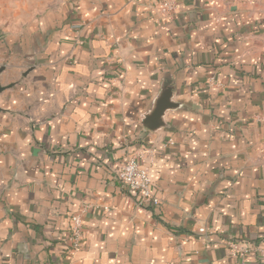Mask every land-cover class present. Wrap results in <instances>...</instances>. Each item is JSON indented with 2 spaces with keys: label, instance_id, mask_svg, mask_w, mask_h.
Wrapping results in <instances>:
<instances>
[{
  "label": "crops",
  "instance_id": "0c3cea01",
  "mask_svg": "<svg viewBox=\"0 0 264 264\" xmlns=\"http://www.w3.org/2000/svg\"><path fill=\"white\" fill-rule=\"evenodd\" d=\"M167 72L182 106L154 132ZM263 142L264 0H56L0 22V264H262L228 242L264 246ZM134 154L157 206L116 179Z\"/></svg>",
  "mask_w": 264,
  "mask_h": 264
},
{
  "label": "built area",
  "instance_id": "2783aa9c",
  "mask_svg": "<svg viewBox=\"0 0 264 264\" xmlns=\"http://www.w3.org/2000/svg\"><path fill=\"white\" fill-rule=\"evenodd\" d=\"M161 15H169L178 7V0H155ZM260 157L264 160V142L262 145ZM116 179L123 189L133 192L139 198L141 206L154 207L159 205L160 199L153 194L150 170L148 167H142L139 164V154L129 157L124 164L116 170ZM88 206L80 212L71 215V229L68 235L69 251L80 248L84 237L83 213ZM199 232H205L200 228ZM230 252L245 257L255 253L262 264H264V246L255 248L239 241L228 242Z\"/></svg>",
  "mask_w": 264,
  "mask_h": 264
},
{
  "label": "water",
  "instance_id": "95a60500",
  "mask_svg": "<svg viewBox=\"0 0 264 264\" xmlns=\"http://www.w3.org/2000/svg\"><path fill=\"white\" fill-rule=\"evenodd\" d=\"M177 91V82L173 75L167 72L164 76L161 89L157 97L153 101L152 108L144 114L141 124L151 130L158 131L167 127L165 115L168 111H173L182 106V103L175 100V92Z\"/></svg>",
  "mask_w": 264,
  "mask_h": 264
},
{
  "label": "rangeland",
  "instance_id": "374dc122",
  "mask_svg": "<svg viewBox=\"0 0 264 264\" xmlns=\"http://www.w3.org/2000/svg\"><path fill=\"white\" fill-rule=\"evenodd\" d=\"M55 3L56 0H0V22L33 20Z\"/></svg>",
  "mask_w": 264,
  "mask_h": 264
}]
</instances>
